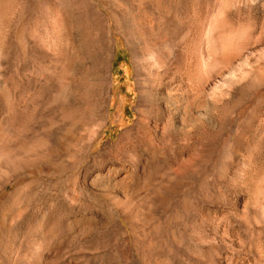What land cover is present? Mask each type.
<instances>
[{
  "label": "rangeland",
  "instance_id": "obj_1",
  "mask_svg": "<svg viewBox=\"0 0 264 264\" xmlns=\"http://www.w3.org/2000/svg\"><path fill=\"white\" fill-rule=\"evenodd\" d=\"M0 6V181L22 166L33 186L22 220L0 233V264L18 263L31 235L53 247L52 264H146L145 247L150 264H264V0ZM160 62L183 70L160 96L165 119L169 91L196 94L209 128L182 108L176 121L196 124L175 138L183 152L155 141L154 159L139 144L107 161Z\"/></svg>",
  "mask_w": 264,
  "mask_h": 264
},
{
  "label": "bare ground",
  "instance_id": "obj_2",
  "mask_svg": "<svg viewBox=\"0 0 264 264\" xmlns=\"http://www.w3.org/2000/svg\"><path fill=\"white\" fill-rule=\"evenodd\" d=\"M165 63H167V62H165ZM185 65L189 69H191V71H189L190 73L187 74L188 75L187 77L192 79V81L194 82L195 86H198V84L200 83V82H197V79H198V76H199L198 66L195 65V64L189 65L188 63H186ZM164 67L165 66L160 62L158 68L156 70H154L153 72H151V78L154 81V83H156L157 85H155V86L153 85L152 88L151 87H146V86L144 87L145 89H143V91H142V93L140 95V99H139L138 120L136 121V123H135V125L133 127H131V128H129V129L124 131V133L122 134V136L120 138V142L118 144H116L114 147H112L110 152H106L105 154H103L107 161L116 162V159H117L118 155L125 156V155H129V154H131L133 152H136V148H137V146L139 144L145 145V147H147V150L149 151V153L151 155V159H154L156 156H158V154H160L159 153L160 152V148L156 147L155 141H159L160 143H163L165 145L167 144L170 147L171 152H174V155L180 154L181 151L183 152L184 148H180L178 146H175L177 144V143H175V138H178L180 136V134L187 133L189 131L190 127L191 128H196L195 127L196 124L192 125L186 119L180 121L179 123L176 121V116L179 114V112L181 111L182 108H184V111L188 112V115L189 114L191 115V113H189V111L190 112L191 111L196 112V114L198 115L197 116L198 117V121L200 120V117L202 119V117L204 116L203 118L205 119V125H206L205 129L209 128L208 127L209 123H211L209 117H206L204 114H202V116H201V111L200 112L198 111V109H199V103L198 102L199 101H198V97H197L196 94H193V95L191 94L192 97L188 96L186 94L188 96V98H187L188 101L185 102V100H184L185 105H183L184 102H183V100H181L182 97L178 96L179 93L178 92L173 93V91H169L168 94H169V97H170V106H171L172 110L174 111V113L168 119H165L164 113L161 110L160 96L164 93V90L167 87H170V85H169L170 74L173 75V77H174L173 79H176L179 75H182L183 70L179 69L176 72L175 71L171 72V69L169 67L168 68L166 67L167 68L166 70L164 69ZM190 82H191V80H190ZM170 89H172V87ZM152 93H155L157 96L153 97ZM209 101L210 100H207V103L205 104L206 114H211L212 113V109H210L211 108V102H209ZM191 116H193V115H191ZM192 120H190V121H192ZM196 123H197V121H196ZM177 124H179V127L177 126ZM93 130L94 129H92V131ZM159 130H161L163 132L160 133ZM89 131L90 130H88V132ZM90 134H92V132ZM90 136H93V134L90 135ZM194 137H195L194 139H196V137H197V133L196 132H195ZM89 138H91V137H89ZM170 139H171V143L168 144L167 141L170 140ZM82 140H83L84 144L86 145V147L88 148L89 139L83 137ZM142 145H141V148H142ZM17 152H19V151L17 150ZM17 152L15 154H13L14 155L13 158H14L15 161H17V160L19 161V156H20L19 154H21V153H17ZM32 152L33 151H31V153ZM87 152H89V151H87ZM190 152H192L191 160H193L195 158V156H196V150L194 149V146L192 147V149H190ZM3 154H4V152H3ZM8 154H9V152H8ZM11 154H9V155H11ZM10 158H12V157H10ZM8 160H10V159L8 158ZM13 162H12V165H13ZM16 165H18V163L15 164L14 166H16ZM26 165H27V163H26ZM29 165H31V164H29ZM33 167H32V169H33ZM22 168H23L22 166H20V167L16 166L15 170L13 171L14 172L13 175H10V177L8 176L7 178H5L6 180H4L2 182L0 181V195L5 191V189L8 186H11V185H16L17 186L5 198V200L0 204V233L2 232V229L9 228L10 225L13 226V223H18L20 220H22V218L24 217L26 202L27 201L30 202L29 199H31V198H29V197L33 196V195H30V193L32 192V189H33V188L31 189L32 183L31 182L25 183V181L27 180L29 174L27 175L23 171L24 169H22ZM63 204H65V203H63ZM27 206H29V204ZM61 206H64V205H61ZM124 209L128 210L127 205H124ZM65 210L63 211V213H60V214H63V216H66L67 212ZM55 218L56 217H54V219ZM62 218H64V217H62ZM131 218H132V220H134L133 216H131ZM58 221L60 222L59 219H58ZM12 230H14V228L12 229V227H11V231ZM68 230H69V228H68ZM7 231H9V230L7 229ZM22 232H24V230H22ZM70 232H71V230H70ZM11 235H12V233H11ZM23 235H25V234L23 233ZM29 235L27 234V236H29ZM30 238H32V239L30 240ZM30 238H29V240H27V243L24 246L25 247L24 253L22 255H20V253H19V255H17L18 256V263H16V264H52V262L54 260L53 247L51 245L49 246V243L47 245H45L44 243H39L38 244L36 242V240L34 241V238L32 237V235L30 236ZM128 251H129V249L125 248L123 250V253H124L123 255L127 256V254L129 253ZM141 253H142V256H143V257L141 256L143 258V261H145L146 264H150L149 263L150 261L147 262V260H146L147 256H149L150 249L148 247H145L144 249L141 250ZM148 259H149V257H148Z\"/></svg>",
  "mask_w": 264,
  "mask_h": 264
}]
</instances>
